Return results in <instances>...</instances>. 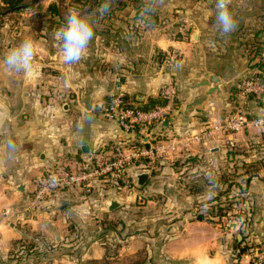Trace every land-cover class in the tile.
<instances>
[{
  "label": "crops",
  "instance_id": "crops-1",
  "mask_svg": "<svg viewBox=\"0 0 264 264\" xmlns=\"http://www.w3.org/2000/svg\"><path fill=\"white\" fill-rule=\"evenodd\" d=\"M48 2L40 9L41 25L34 24L37 8L18 14L0 9V60L25 38L35 44L31 70L10 73L0 65V258L33 230L61 241V229L75 220L72 205L82 185L53 190L45 206L27 209L42 174L60 162L78 171L88 160L82 145L111 157L117 147L129 151L142 139L158 156L135 159L126 171L149 173L143 190L180 191L185 171L194 194L187 209L171 198L180 214L159 257L171 264H264V125L231 135L211 129L236 107L264 115V99L236 87L239 78L264 67V0H231L236 28L228 35L217 29L215 0H150L151 14L141 12L149 0H111L103 16L97 13L102 0H92L80 12L92 20L94 37L74 64L63 62L54 35L67 13L52 23ZM168 82L177 88V105L166 121L132 130L105 112L117 90L143 105L160 97ZM200 173L204 188L196 195L188 178ZM154 175L169 178V187L150 182ZM225 194L237 195L232 207L240 213L230 227L206 215ZM108 199L101 201L105 207Z\"/></svg>",
  "mask_w": 264,
  "mask_h": 264
},
{
  "label": "rangeland",
  "instance_id": "rangeland-1",
  "mask_svg": "<svg viewBox=\"0 0 264 264\" xmlns=\"http://www.w3.org/2000/svg\"><path fill=\"white\" fill-rule=\"evenodd\" d=\"M36 1L28 8L39 9L34 24L41 25L45 17L41 15L40 9L44 8L47 0ZM91 1L49 0L46 7L48 12L45 14H50L48 16L52 19V23H61L64 21L65 13L73 9L84 10ZM0 9L5 10V6L1 3ZM13 13L18 14V11ZM183 174L184 181L180 178V183L184 182L185 186L179 189L180 191H173L174 193L148 189L145 191L142 186L137 185L136 177L130 172L119 176L118 181L109 186L105 184L114 180V177L106 179L104 176H99L95 182L91 178L88 183L81 186L80 200L78 199L75 204L73 202L72 215L75 220L61 229L60 234L64 237L61 241L57 242L53 234L46 237L40 231L33 230L31 238L14 244L15 247L19 246V249L10 250L11 253L0 258V264H171L170 260L159 257L158 248L166 234L171 231V222L180 214H177L171 198L181 202L180 205L184 206V209L193 203L194 194L186 188V172L183 171ZM198 175L200 176L196 178H188L189 189L196 186L194 192L196 195L201 194L204 188L201 183L203 174ZM150 179V182L153 180L156 184L165 183L164 185L168 187L170 185L167 177L154 175ZM147 182L149 183L146 180L143 185ZM51 192L36 207H29L30 196H28L27 209L35 210L37 207L45 206L44 203ZM110 197H116L121 201L120 206L111 211L101 202ZM236 197L235 195L228 197L225 194L223 200H236ZM60 203L66 206L69 201L64 200ZM200 204L202 205L203 202L197 203L198 208ZM211 208L216 219L220 217L217 204L207 208L206 215ZM225 215L227 217V213ZM225 215L219 220L222 227H228L224 224ZM236 215L240 216V213L237 212Z\"/></svg>",
  "mask_w": 264,
  "mask_h": 264
},
{
  "label": "built area",
  "instance_id": "built-area-1",
  "mask_svg": "<svg viewBox=\"0 0 264 264\" xmlns=\"http://www.w3.org/2000/svg\"><path fill=\"white\" fill-rule=\"evenodd\" d=\"M236 87L244 96L253 95L264 99V67L256 66L252 72L239 78ZM160 97L163 103L145 109L130 101L124 91L117 90L109 97L104 109L108 116L118 120L124 128L133 130L153 123H161L163 118L176 108L177 88L174 84L168 82L163 85ZM250 124L264 125V115L251 116L241 107H236L219 122L213 123L211 129L223 135H231ZM144 143V140H139L129 151L117 147L111 157H106L101 149H93L91 159L85 160L78 171L70 170L65 163L55 164L38 179L36 188L29 195V207L39 205L53 190L83 185L94 177L104 176L106 179L114 177V180L118 181V177L126 174L127 168L133 164L135 159L145 157L154 160L158 156L152 147ZM2 213H8V209H4ZM235 213L237 214L233 209L227 212L224 221L226 226L230 227L236 223L238 216Z\"/></svg>",
  "mask_w": 264,
  "mask_h": 264
},
{
  "label": "clouds",
  "instance_id": "clouds-1",
  "mask_svg": "<svg viewBox=\"0 0 264 264\" xmlns=\"http://www.w3.org/2000/svg\"><path fill=\"white\" fill-rule=\"evenodd\" d=\"M231 0H215V23L219 32L228 35L236 28V20L230 11ZM111 6V0H102L97 9L100 16L105 15ZM154 6L149 0L148 6L142 7L141 12L151 14ZM143 18V16H142ZM55 39L60 42L62 60L65 64H74L86 56L90 41L94 37L93 23L90 18L79 10L67 13L64 24L55 32ZM35 56V44L31 38H25L11 47L0 60V65L10 72H27L32 68ZM9 147H12L10 144Z\"/></svg>",
  "mask_w": 264,
  "mask_h": 264
},
{
  "label": "water",
  "instance_id": "water-1",
  "mask_svg": "<svg viewBox=\"0 0 264 264\" xmlns=\"http://www.w3.org/2000/svg\"><path fill=\"white\" fill-rule=\"evenodd\" d=\"M37 1L36 0H32V1H26L20 4H17L15 6L12 7H8L6 8L4 11H1L2 13H8V12H13V11H20L23 9H26L28 7H31L32 5H34ZM209 79L211 82L215 83L218 81V77L214 74H210L209 75ZM164 120H167V117L164 118ZM82 150L85 152V157L90 160L91 159V153H89V149L87 145H82ZM149 173L147 171H142L136 174V182L138 185H143L145 183V181L148 178ZM121 201L118 200L116 197H110L108 204L106 205V208L108 210H114L115 208H117L118 206H120Z\"/></svg>",
  "mask_w": 264,
  "mask_h": 264
},
{
  "label": "trees",
  "instance_id": "trees-1",
  "mask_svg": "<svg viewBox=\"0 0 264 264\" xmlns=\"http://www.w3.org/2000/svg\"><path fill=\"white\" fill-rule=\"evenodd\" d=\"M1 1V4H3L4 6H5V9L6 8H8V7H12V6H15V5H17V4H20V3H23V2H26V1H30V0H0ZM83 1H85V2H88L89 0H83ZM127 97V96H126ZM160 103H163V99L161 98V97H157V98H150L148 101H147V103L146 104H143V105H139V106H141L142 108H145V109H147V108H150V107H152V106H154V105H156V104H160ZM141 162H143L142 160H140V159H137V160H135V164H139V163H141ZM229 199V198H228ZM236 200H221V201H217L215 204H217V207H218V209L220 210V217H222L223 215H225L227 212H228V210L230 209V208H232V206H233V204H234V202H235ZM213 210H212V208L210 209V213L212 214V215H215V214H213V212H212ZM199 217H202V215H198ZM220 217H218L217 219L218 220H220ZM22 246V245H21ZM19 247V246H18ZM20 248V247H19ZM18 248V249H19ZM19 251H21V250H19Z\"/></svg>",
  "mask_w": 264,
  "mask_h": 264
}]
</instances>
